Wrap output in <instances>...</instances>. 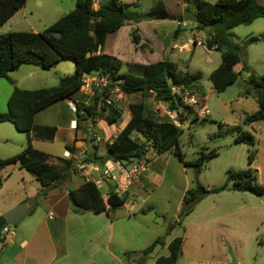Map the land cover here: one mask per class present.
I'll use <instances>...</instances> for the list:
<instances>
[{"label": "trees", "instance_id": "obj_1", "mask_svg": "<svg viewBox=\"0 0 264 264\" xmlns=\"http://www.w3.org/2000/svg\"><path fill=\"white\" fill-rule=\"evenodd\" d=\"M195 6L194 13L198 17V29H208L205 40L208 49L221 51L220 64L211 71V79L216 91H221L234 83L243 71L248 73L243 79L245 88L240 95H253L256 99V110L245 113L242 125L264 119V73L257 74L246 65L240 63L239 46L229 37L230 30L239 25H248L257 18H264V4L257 0H190ZM26 0H0V26L8 20ZM94 0H75L74 7L62 14L53 23L39 32L9 31L0 33V79L5 78L13 84L7 99V110L0 112V122H11L16 130L26 133V145L18 153L9 157H0V185L2 184L1 170L6 166L17 163L20 167L31 172L39 181L38 195L44 196L56 183L62 181L66 174L76 171L73 159L53 156L35 148L33 137L53 140L56 127L54 125H36L34 115L47 106L63 99L77 101L76 129L87 132L84 124L94 122L97 118L104 119L108 124L115 123L121 115L119 104L104 103L97 108L100 96H93L89 105H84L87 96L78 97L81 78L85 73L108 75L110 85H117L123 94L141 93L142 97L152 96L155 101L166 105L167 111L176 113L178 120L183 123L188 116L191 121L199 118L189 106L185 105L173 88L185 87L193 91L201 90V74L182 71L177 64L169 60H160L149 64H129L127 72H121V61L113 55L100 51L109 34L117 31L129 20L138 22L141 19L128 14L127 4L121 0H105L98 7H93ZM158 18L183 20V15L163 12ZM256 38H249L253 42ZM132 42L138 44L139 38L132 31ZM215 46V47H214ZM214 47V48H212ZM99 51V52H98ZM72 60L74 71L62 76L55 86L37 89H22L14 84L10 73L21 65L31 64L48 70L60 61ZM130 116L125 120L119 132L107 144L108 158L123 164L138 162L146 159L149 144L160 154L172 148L174 154L183 161V153L178 144L181 128L176 127L169 116L159 115L151 110L143 100L128 104ZM142 136H132L133 132ZM235 134L233 142L254 146L253 135L242 129L241 125L232 127ZM66 148L76 151L74 143ZM97 145H93L87 158L98 160ZM213 149L200 150L197 158L190 164L200 171L204 163L215 156ZM255 157V150L248 153V163ZM252 168L242 170L228 169L224 183L216 187H206L197 182L187 188L182 197V205L176 222L181 223L194 208L195 204L209 194L224 190H245L256 195L264 193V186L255 182ZM71 206L76 212L105 211L110 213L125 202V197L110 193L104 199L102 192L93 182L84 180L78 187L68 191ZM173 223H169L172 227ZM164 244V237H156L148 246L140 251L145 256L157 245ZM183 237L172 238L168 245V254L156 258L153 264H176L182 253ZM134 252H125L126 256Z\"/></svg>", "mask_w": 264, "mask_h": 264}, {"label": "rangeland", "instance_id": "obj_2", "mask_svg": "<svg viewBox=\"0 0 264 264\" xmlns=\"http://www.w3.org/2000/svg\"><path fill=\"white\" fill-rule=\"evenodd\" d=\"M39 0H28L25 8H19L10 22L0 26V33L9 31H30L39 32L58 19L62 14L70 11L74 3L69 4L68 0H45L43 4ZM105 0H94L98 4ZM127 4L125 10L128 14L139 19L155 18L163 12L183 15L185 12H194L195 6L190 0H121ZM214 2L216 0H208ZM264 4V0H257ZM185 5V7H183ZM209 31L208 29H204ZM164 32H167L166 30ZM190 34V30L184 32ZM167 34V33H166ZM230 39L238 44L240 63L236 66L246 65L250 70L257 74L264 73V18H257L248 25H239L230 30ZM256 40L249 42V38ZM171 40V35L164 39ZM205 46V40L202 39ZM127 37L120 41V48L124 55L128 52ZM206 47V46H205ZM144 49L145 46H140ZM182 60L178 61L180 70L189 72L199 71L201 74L199 92H195L198 98L204 100L209 108L210 114L205 119L191 121L190 117L182 123L181 132L178 137V144L183 153L181 161L170 147L163 153L150 154L145 159L143 166L146 167L149 177H143L147 192L141 193L139 200L140 206L145 207L146 219H156L165 225V231H194V223H189V219H182L181 223L176 222L178 213L182 205V195L185 189L193 187L200 182L206 187H216L224 183L226 171L242 170L252 168L255 174V182L264 186V119L253 122L251 125H242V117L245 113L256 110L257 103L253 95H240L245 88L243 71L238 79L226 86L224 90L216 91L211 79V71L221 62V51L210 49L205 51L201 46H196L192 54L187 56L182 54ZM186 60V61H185ZM74 66L72 60H63L56 68L45 70L36 67L38 71L45 74V78L40 80L26 79L29 77L27 72L20 70L15 72V79L20 83L19 88H34L40 84L55 86L58 84L60 74H71L72 71L67 66ZM187 65V66H186ZM128 66L123 64L122 72H127ZM73 70V69H72ZM12 79V78H11ZM13 80V79H12ZM14 81V80H13ZM13 88V84L5 78L0 79V112L7 110V99ZM112 97L117 98V103L121 109V115L111 129L119 127L130 113L128 104L130 102L144 100L141 93L123 94L114 91ZM149 98V97H147ZM146 98V100H147ZM148 101V102H147ZM150 109L159 115L165 116L164 107L159 103H153V99L147 100ZM166 108V106H165ZM56 106L42 110L39 118L55 124L59 118L55 113ZM87 123L85 124V126ZM241 125L242 129L250 132L254 139V146L245 143H235V134L232 127ZM102 132V131H101ZM132 136H142L133 132ZM81 138V135L79 136ZM26 143V133L16 130L11 122H0V157H8L20 152ZM35 144L45 148L53 155H60L65 147L60 135L55 140H37ZM215 149L217 154L208 159L200 171L190 164L195 160L200 150ZM251 150H255V157L251 164L247 157ZM55 162V159H53ZM133 163H129L128 166ZM105 165L113 168V164L106 160ZM28 173H31L28 171ZM32 174V173H31ZM28 174V175H31ZM33 175V174H32ZM72 178L77 175L71 172ZM31 187V186H29ZM28 187V190H29ZM106 187L101 190L106 192ZM218 195H225L223 203L227 204L226 223L223 227L215 230L213 245L215 242L221 245L225 254L228 256L229 264H264V193L256 195L245 190H230ZM219 198L220 196H216ZM143 199V200H142ZM29 200V199H28ZM222 203V204H223ZM163 212V213H162ZM139 221L142 216H138ZM139 221H136L137 223ZM184 221H188L187 227ZM172 222L173 226L169 227ZM18 224V223H17ZM9 225L14 230L16 225ZM190 239V238H189ZM190 243V242H189ZM2 244L0 243V247ZM205 246H208L205 243ZM189 246L187 245L186 250ZM233 258L235 260H233Z\"/></svg>", "mask_w": 264, "mask_h": 264}, {"label": "crops", "instance_id": "obj_3", "mask_svg": "<svg viewBox=\"0 0 264 264\" xmlns=\"http://www.w3.org/2000/svg\"><path fill=\"white\" fill-rule=\"evenodd\" d=\"M44 1L39 0L38 3L43 4ZM71 1L75 3V0H68V6ZM27 2L28 0L21 8L24 9ZM98 5L97 2H93L95 9ZM16 12L4 24L10 22ZM174 15L179 14L176 12ZM188 29L190 34L185 35L184 32ZM133 30L139 38L137 45L132 42ZM165 30L167 32H164ZM168 34L171 35V40L166 41L164 39ZM208 34L209 31L198 29L195 21L184 19L181 21L155 17L143 18L138 22L129 20L117 31L107 36L100 51L118 58L122 63L121 67L123 64L127 66L133 63L149 64L163 59L172 61L178 66V61L182 60V54L186 53L190 58L194 47L201 46L199 43L203 45L202 39L206 40ZM125 37L129 43L128 52H131L130 55H124L120 48V41ZM140 46H145V48L140 49ZM59 63L51 68H56ZM36 67L38 66L24 64L12 71L11 74H17L15 72L23 70L29 74L27 80L45 78L46 75L38 71ZM67 67L68 71L69 69L74 71V66L68 65ZM64 75L66 74H60L58 81ZM247 75L248 73L242 78L244 79ZM13 76L10 78L14 80V84L21 87ZM42 87L48 86L40 84L34 88L22 89ZM77 95L80 97L85 94L79 91ZM146 98L142 100L147 105V100H152L153 97L149 96L147 100ZM69 101L70 99H63L42 109L56 106L55 113L59 122L55 124H50L38 117L42 110L34 115L36 125H54L56 127L53 140L57 135H60L65 145L63 152L60 155H53L45 148L35 144L37 140L45 139L33 137L32 145L52 155V159L56 156H63L67 144L74 143L76 152H84L85 155H90L92 146L97 145L98 160L104 165L106 160L113 164L114 161L107 156L105 140L113 138L125 121L119 127L111 129L110 125L114 123L108 124L104 119L97 118L94 122L87 123V132H82L80 129H76V116L69 106ZM156 102L159 103V106L164 107L165 112L167 111L164 103L153 99V103ZM129 116L130 113L127 114L126 119ZM84 123L82 122L83 125H85ZM93 132L99 135V140L91 137ZM80 135L81 138H79ZM153 153L156 152L150 150L146 154V158ZM111 169H114V165ZM72 173L77 176L72 178L71 172L66 174L62 181L56 183L44 196H40L38 195L39 181L19 164L13 163L1 170L3 180L0 185V215L21 202L26 204L28 210L26 216L12 230L11 237L5 243H1L0 264H153L157 257L168 254L167 245L176 236L183 237L182 253L176 264H229L228 256L221 245L218 242L213 245L212 240L215 230L217 228L219 230L225 225V217L229 213L226 210L227 204L223 203L225 200H222V198H226L225 195L218 194L230 190L209 194L195 204L193 210L185 217V219L191 218L189 223H194V231L187 232V229H184L182 232H173L172 230L165 231V225L161 221L144 219L147 217V213L145 207L140 206L139 200L141 193L147 192L143 177L147 178L150 174L147 173L146 167H144L140 178L133 181L128 190L122 194L125 197V202L109 214L105 211L76 212L73 210L68 191L78 187L84 178L78 171ZM104 187H106V191L111 189V185ZM138 216H142L140 221ZM184 223L187 227L188 221H184ZM156 237H164V244L157 245L145 256L141 255L140 251ZM205 243L208 246H205ZM187 245L189 246L188 250H186ZM125 252L134 253L126 256Z\"/></svg>", "mask_w": 264, "mask_h": 264}, {"label": "built area", "instance_id": "obj_4", "mask_svg": "<svg viewBox=\"0 0 264 264\" xmlns=\"http://www.w3.org/2000/svg\"><path fill=\"white\" fill-rule=\"evenodd\" d=\"M199 44L205 51L209 52L210 49L201 43ZM110 83L111 81L108 75L99 73L83 74L81 78L80 91L87 96V99L83 104L89 105L91 98L95 95L100 96V99L103 100L98 102L97 108L104 103L108 105L116 104L117 98L112 97L111 94H113L114 91H118L119 88L117 85L111 86ZM173 91L180 96L181 101L185 105L189 106L192 112L199 118L207 117L210 114L206 102L198 98L195 91L185 87H176L173 88ZM76 103L77 101L75 100L69 101V106L73 112L76 111ZM165 113L169 116L170 120L176 127L181 128L182 123L178 120L175 112L166 111ZM91 137L99 140V135L96 132L91 133ZM105 141L107 144H110L112 138H108ZM146 149L148 150L147 153L150 150H153L149 144L146 146ZM63 157L73 159L76 171L83 175L84 180L93 182L96 188L100 191L104 186L111 185V189H109V191L102 193L104 199H106L112 192L119 195L125 193L132 182L140 178L144 169L143 163L145 161L142 159L138 162H134L130 166H128V164H123L120 161H114V169H111L99 160L87 158L84 152H73L66 149L63 153ZM12 234L13 232L9 228V225L5 224L1 229L0 243H5Z\"/></svg>", "mask_w": 264, "mask_h": 264}, {"label": "water", "instance_id": "obj_5", "mask_svg": "<svg viewBox=\"0 0 264 264\" xmlns=\"http://www.w3.org/2000/svg\"><path fill=\"white\" fill-rule=\"evenodd\" d=\"M183 19L188 21H197L198 17L193 12H185L183 14ZM27 206L24 202L8 209L0 215V239H1V229L5 224L14 225L19 223L27 214ZM233 260H235L233 258Z\"/></svg>", "mask_w": 264, "mask_h": 264}]
</instances>
